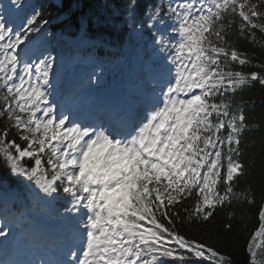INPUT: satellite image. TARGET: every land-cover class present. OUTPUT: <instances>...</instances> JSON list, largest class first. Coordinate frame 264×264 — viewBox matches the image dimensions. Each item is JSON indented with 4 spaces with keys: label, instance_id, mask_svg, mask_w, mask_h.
Returning <instances> with one entry per match:
<instances>
[{
    "label": "snow or ice",
    "instance_id": "snow-or-ice-1",
    "mask_svg": "<svg viewBox=\"0 0 264 264\" xmlns=\"http://www.w3.org/2000/svg\"><path fill=\"white\" fill-rule=\"evenodd\" d=\"M135 5L129 0L130 9ZM42 16L34 10L16 28L0 15V161L44 197L70 198L65 212L78 214L70 217L74 244L70 259L55 264H233L177 225L207 223L234 201L255 202L251 189L238 190V184L247 170L244 134L262 125L245 111L255 102L236 96L264 86V60L259 70L246 71L260 57L242 51L238 41L264 49V0H176L154 7L149 27L163 25L165 17L173 22L175 39L154 33L172 68L152 106L128 122L57 112L49 99L55 58L21 56L29 34L47 23L38 20ZM258 220L247 264H264V202ZM224 227L231 231L232 225ZM9 231L0 228V237Z\"/></svg>",
    "mask_w": 264,
    "mask_h": 264
},
{
    "label": "trees",
    "instance_id": "trees-1",
    "mask_svg": "<svg viewBox=\"0 0 264 264\" xmlns=\"http://www.w3.org/2000/svg\"><path fill=\"white\" fill-rule=\"evenodd\" d=\"M168 3H171V0H136L134 9H130L129 0H20L19 6L27 16L34 10L43 13L38 20H46L47 23H40L38 31L30 35L32 42L38 43L42 51H46L62 36L79 34L84 38L113 47L115 50L113 61H105L108 69V86L111 85L109 79L125 75L133 61H137L140 66L136 72L138 81L135 82L139 84L141 79H146V69L156 64L154 54L159 47L155 43L154 33H162L174 38V34L169 31L173 22L167 17L164 18L163 25L156 23L154 27H149V14L154 7H163ZM238 47L242 51L255 53L260 57L245 70H259L258 66L264 60V49L246 40H239ZM66 51L69 55L64 56L63 63L71 58L69 46ZM236 99L237 102L241 99L254 101V104L245 106V111L250 121L262 125L261 128L252 129L244 134L242 159L247 165V170L238 184V190L251 189L255 202L249 204L234 201L231 207L218 208L214 217L207 223H185L177 226L186 237L210 243L230 256L233 264H247L246 246L251 234L258 227V213L264 202V86L257 83L254 87L238 93ZM25 163L32 162L25 158ZM0 188L18 200L19 221H27L26 217L39 214L42 207L39 202V190L26 178L12 174L2 161H0ZM55 204L54 208L40 211L52 221L59 223L63 215L70 214L65 212V208L70 206V198L61 193ZM187 204L191 205L192 201L189 200ZM229 212L234 213L231 219ZM183 214L181 209V215ZM227 223L232 225L231 231L225 229L224 225ZM165 264H173V262L168 259Z\"/></svg>",
    "mask_w": 264,
    "mask_h": 264
},
{
    "label": "rangeland",
    "instance_id": "rangeland-1",
    "mask_svg": "<svg viewBox=\"0 0 264 264\" xmlns=\"http://www.w3.org/2000/svg\"><path fill=\"white\" fill-rule=\"evenodd\" d=\"M175 2H176V0H171V3H175ZM2 3H3V0H0V14L4 12V8H3ZM5 20L9 23V20L7 18H5ZM17 24L20 25V27L24 25V23H22L21 21H19V23H17ZM29 36H30V34H29ZM173 39H175V38H173ZM28 40H29V38H28ZM68 41H70V39H67V38H65V39L62 38L60 40L54 41L51 45L53 50L49 49V51H47L46 54H44V55L42 54V58L44 56L50 55V56L55 58L54 66L55 65L61 66L64 54H66V52L64 51V48H65L64 44H67ZM90 42H91L90 40H84V42L82 44L84 46H88ZM33 47H34V51L39 48V46H37V47L33 46ZM34 54H36V52ZM154 55H155V62L158 64V66L164 65V69L168 73V70L170 68H172V64L167 58L168 54L161 52L160 46H159V47H157ZM92 60H93L92 62L90 61V65L83 66L84 67L83 70H81L82 68L80 67L81 64H80L79 60H75L74 63L77 64V69H78L77 72L78 71H79V73L82 72V74L85 73V69H90V68H95V67L97 68V70H98L97 72H99V74L100 75L102 74V75L99 77V79L97 81L95 80L98 83L95 84V86H93V87H94V90L99 92V91H101V87L105 83L104 82L105 78L103 77V75L105 74L106 68H103V67L97 65V63L99 64V60L97 57L93 58ZM29 62H32V61L29 60ZM137 68H138V63L133 62V65H131V67H129L127 69L125 75H123L122 77H120V76L117 77V79L115 81L113 80L114 82H116V85H114L115 90L120 89V90L124 91L127 94V96L129 95L131 97H132V95H135V94L140 95L139 90H141V88L144 87V85H141L139 87V86H136L135 84H133V81L128 80V78L130 76L133 77L136 74ZM58 75H59V73H54L52 71L51 76H50V80H52L54 84L56 83V78L58 77ZM155 87H156V84H155ZM156 91L160 92V90H156ZM142 97L143 98L146 97V93H144L142 95ZM39 202L41 203V206H42L40 210L52 208V205H51L52 199L44 197V195L42 193H40ZM0 204L2 205V208L4 209V211L9 213L8 217H6L4 220H6V221L8 220V222H11V223L14 222L15 223L16 220L11 219V216L14 213L13 206H14V204L16 205L15 198L10 197V198L4 200V198L0 197ZM40 210H39V216H40L39 220L43 221L44 223H47V221H45V218L46 219H48V218ZM15 225H18V223L16 222ZM38 228H39V226H38ZM27 230H30V231L34 230V226L32 225V226H29L28 228L25 227L23 231L26 232ZM15 238L19 244H21V245L23 244V240L18 239V237H15Z\"/></svg>",
    "mask_w": 264,
    "mask_h": 264
}]
</instances>
